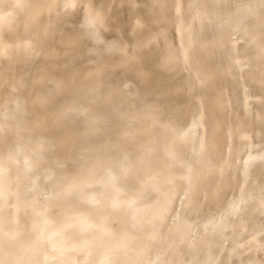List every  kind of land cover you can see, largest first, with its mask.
Returning <instances> with one entry per match:
<instances>
[{
  "label": "bare ground",
  "instance_id": "obj_1",
  "mask_svg": "<svg viewBox=\"0 0 264 264\" xmlns=\"http://www.w3.org/2000/svg\"><path fill=\"white\" fill-rule=\"evenodd\" d=\"M0 264H264V0H0Z\"/></svg>",
  "mask_w": 264,
  "mask_h": 264
}]
</instances>
